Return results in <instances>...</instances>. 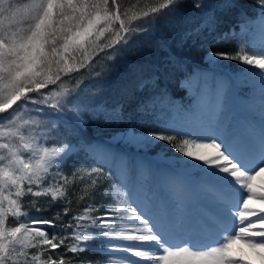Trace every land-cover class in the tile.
Listing matches in <instances>:
<instances>
[{"label": "snow or ice", "instance_id": "6c2138e0", "mask_svg": "<svg viewBox=\"0 0 264 264\" xmlns=\"http://www.w3.org/2000/svg\"><path fill=\"white\" fill-rule=\"evenodd\" d=\"M181 3L142 0L124 8L119 0H0V264H72L67 253L76 264L105 258L107 264H264V188L254 185L264 173V128L216 119L234 97L241 110L251 111L254 93L264 111V0L258 22L244 20L239 31L233 26L207 43L203 61L212 72L184 74L179 84L189 92L187 104L176 105L165 91L138 103L152 130L133 126L122 139L141 149L164 142L179 154L165 152L167 168L143 169L140 183L130 178L126 161L118 175L107 168L116 179L105 192L110 202L96 204L103 166L117 157L93 151L95 159L69 167L73 145L58 138L65 116L77 126L86 123L80 86L109 71L96 70L95 58L126 54L136 37L158 30ZM194 7H202L200 0ZM205 29L215 31L213 17L186 38ZM228 41H235L230 50L212 48ZM222 61L239 68L217 74ZM170 62L181 70L183 61ZM81 70L87 75L66 86L65 78ZM147 84L137 79L131 87L142 91ZM77 184L84 186L80 201L88 202L71 215L66 205ZM28 197L35 212L53 210L51 218L32 215ZM117 223L125 227L117 230ZM97 243L99 260L83 255L97 251Z\"/></svg>", "mask_w": 264, "mask_h": 264}, {"label": "trees", "instance_id": "16d2710c", "mask_svg": "<svg viewBox=\"0 0 264 264\" xmlns=\"http://www.w3.org/2000/svg\"><path fill=\"white\" fill-rule=\"evenodd\" d=\"M119 2L124 8H132L133 5L138 4L142 6V0H119ZM200 2L202 7L197 9L194 7L196 0H182L178 10L170 15L158 30L136 37L126 54H121L114 60H108L104 53L95 58L96 70L108 66L109 71L102 77L85 78L80 86L77 100L85 102L89 108V115L85 116L86 123L80 127L72 120H64L59 125L58 138L63 143L74 144L78 148V152L72 153L69 157V167L85 158L91 160L88 152L83 148V143L90 141L92 136L108 137L113 133L132 129L133 126L144 132L152 130L151 121L142 117L137 111L138 103L161 91H165L171 101L177 98L183 99L186 92L180 87L178 80L183 78L185 73L193 72L197 65H201L207 43L233 26L239 31L242 21L254 18L259 13V0H200ZM208 16L214 18L215 31L209 34L205 29L199 35L193 32L191 38H186V34L201 25ZM234 44L235 41L215 43L212 48L230 50ZM172 59L183 61L181 70L177 71L173 67L170 62ZM82 74L87 75L82 70L81 73L76 74L77 78L81 79ZM137 79L148 82L147 87L142 91L131 87V83ZM66 174L71 176L70 171ZM113 183L111 175L105 170L104 176L100 179L99 192L94 197L96 204L109 202L105 192L110 191ZM83 187L77 184L71 190L72 194L69 197L71 203L66 205L71 208V215L79 214L88 202L87 198L84 201L79 199L84 195L81 191ZM31 199L28 197L24 201L31 213L51 218L53 210L37 213L30 206ZM46 199L50 200V197ZM44 200L45 198H41V204L47 208ZM55 207L62 210L63 205ZM102 214L99 212L93 215ZM59 253H63V249L58 250L55 258H59ZM86 256L99 260L94 251L87 252ZM65 259L76 264L71 253L65 254Z\"/></svg>", "mask_w": 264, "mask_h": 264}, {"label": "rangeland", "instance_id": "374dc122", "mask_svg": "<svg viewBox=\"0 0 264 264\" xmlns=\"http://www.w3.org/2000/svg\"><path fill=\"white\" fill-rule=\"evenodd\" d=\"M18 2L25 3L27 2V0H18ZM258 12L259 13L256 17L251 18L249 20L258 22L260 19V8ZM229 62H233V64H229ZM222 64L225 65V67L216 69L215 72L217 74L233 73L237 71L239 68L238 63L235 61H222ZM195 69L203 70L206 72L213 71V69H211V67L208 66L204 61H202L201 65H197V67H195L194 70ZM254 71H259V69H254ZM76 74L78 73H73L71 76V79L65 78L66 86L71 87L80 79V78H77L78 75ZM180 80H182V78H179L178 81L180 82ZM183 91L186 92L183 99L177 98L173 100V102L176 105H180L181 103L187 104L188 99H189V92L187 89H183ZM255 96L257 97V99H254ZM236 101L239 103V97H234L233 99H230L225 104L222 113H219L216 115V119L221 122L230 121L234 125L236 124L242 125L246 122H255L257 127L264 126V123H262V120H264V111H262L261 109V100H260L259 94L254 93L252 100L249 102L252 105L251 111L241 110L238 104L235 103ZM241 117L244 118V120H241L240 119ZM205 118H207V116H205ZM64 120H68V121L72 120L71 115L69 114L65 116ZM79 126L83 127V124ZM130 134H131V129H127V130H124L123 132L113 133V135L108 136V137L92 136L90 141L83 143V148L85 149V146H87L88 149H90V150H87V152L91 160L96 158L93 155V151L97 154L107 153V154L116 156L117 159L112 160L103 166V169L105 170L107 168H111L112 173H114L115 175L119 174L121 162L122 161L128 162L132 167L130 178L135 183L143 182V178L140 173L143 169H146L149 166L153 169H158V170H163L168 167L169 162L165 160L164 158L165 152L168 153L169 157H171L172 155H179L178 153H173V151L170 148H168L164 142H158L156 146H152V147H146L143 149L138 148L137 146L133 144H129L125 140L122 139L123 136L130 135ZM71 145H73V148H74L73 153L78 152L77 146L74 144H71ZM110 175L115 183L116 182L115 175L113 174H110ZM261 175L264 178V173H261ZM262 181L264 182V179H262ZM147 183L148 185H151L153 181L149 180ZM110 191H111V188H110ZM82 212L83 210H81L79 214H81ZM31 214L35 215L34 213H31ZM86 223H90V221ZM116 227H117V230H119L120 228L125 227V225L117 223ZM95 247L97 251H94V252L97 253V256L99 258V255H98L99 244L97 243ZM29 251L30 253H34L36 249H31ZM84 255L86 256V253ZM103 264H107V258H105Z\"/></svg>", "mask_w": 264, "mask_h": 264}, {"label": "bare ground", "instance_id": "6f19581e", "mask_svg": "<svg viewBox=\"0 0 264 264\" xmlns=\"http://www.w3.org/2000/svg\"><path fill=\"white\" fill-rule=\"evenodd\" d=\"M254 99H257V97L255 96L254 97ZM234 100H236V99H234ZM235 103H237L238 104V102L236 101ZM231 111V110H230ZM241 120H244V118H240ZM260 128H264V126H260ZM262 179H264L263 178V176L262 175H260L258 178H257V180L254 182V185H255V189L256 190H260L261 188H264V182L262 181ZM254 206L255 207H260V205L258 204V203H255L254 202ZM121 255H123V254H121ZM135 259V258H134Z\"/></svg>", "mask_w": 264, "mask_h": 264}]
</instances>
